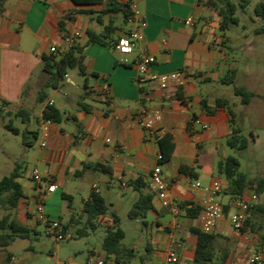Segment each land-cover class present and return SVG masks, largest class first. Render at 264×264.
Wrapping results in <instances>:
<instances>
[{
    "label": "crops",
    "instance_id": "0c3cea01",
    "mask_svg": "<svg viewBox=\"0 0 264 264\" xmlns=\"http://www.w3.org/2000/svg\"><path fill=\"white\" fill-rule=\"evenodd\" d=\"M106 1L77 5L73 0H0V113L9 109L24 114L25 131L34 138L36 135L38 145L34 157L32 150H27L33 142L27 139L24 143L23 151L35 164L32 169L20 172L23 196L15 218L35 231L40 225L33 217L35 204L39 194L45 193L46 214L70 226L73 234L99 233L103 242L117 216L124 240L127 229L114 210L113 183L117 182L122 192L127 188L133 190L129 196L133 205L139 194L129 183L142 176L150 185L152 171L158 167L169 183L170 196L178 204L179 214L176 220L170 208L163 206L154 193L153 207L147 215L130 219L140 244L145 242V249L127 246L122 240L125 247L135 252L128 262L165 264L167 253L172 250L179 259L178 264L193 263L197 234L201 232L200 206L207 193L191 190L190 180L199 181L203 187L211 186L214 181L220 184L218 199L224 205L225 215L213 234L216 261L224 257L222 264H243L254 251L264 253V199L261 197L264 191L256 192L253 185H247L241 192L247 200L256 195L258 201L247 214L245 230L236 233L229 222V215L234 212L230 206L234 187L217 167L228 157L227 139L232 122L227 105H216L223 98L216 91L223 89L220 85H226L221 83V77L236 68L234 58L228 55L232 47L225 31L220 29L217 10L200 0H117L122 11L98 19ZM131 4L135 5L136 19L145 20L147 25L137 49L131 55L122 56L113 45L133 27L124 15L126 6ZM71 12H75L72 17ZM190 16L194 22L187 25L185 20ZM111 19L115 29L106 35L109 44L88 43L87 30L103 33ZM120 19L122 23L118 24ZM77 31L82 36L75 40L73 47L80 48L84 56V72L67 71L56 87H52V94L38 109H33V101L38 100L39 91L47 82L43 58L51 56L58 60L68 51L65 33ZM52 46L58 49L57 54L50 53ZM141 52L156 59L149 75L184 70L189 78L183 86L170 84L160 89L149 80L139 87L134 78L135 62ZM103 76L110 85L109 101L90 91L100 84ZM50 100L61 111L63 120L48 126L47 145L42 148V111ZM141 106L162 112L157 128L163 132L161 136L171 135L175 146L167 162L157 158L160 135L141 129L136 122L135 114ZM191 117L197 118L200 124L189 126ZM119 145L124 146L125 153L117 150ZM85 164H98L99 168H86ZM16 167L20 169V165ZM34 168L40 173V182L33 179ZM51 183L57 186L56 190L46 192ZM101 183L108 185L103 194ZM95 188L99 191L95 192ZM77 189L84 196L76 206L72 194ZM92 194L101 195L108 205L93 225L84 213ZM62 197L69 200L66 209ZM126 198L127 194L122 195L121 201ZM94 252L115 258L103 250L90 249L89 254Z\"/></svg>",
    "mask_w": 264,
    "mask_h": 264
},
{
    "label": "rangeland",
    "instance_id": "374dc122",
    "mask_svg": "<svg viewBox=\"0 0 264 264\" xmlns=\"http://www.w3.org/2000/svg\"><path fill=\"white\" fill-rule=\"evenodd\" d=\"M231 1L237 3V0ZM256 4L257 0H252L244 10L238 9L236 15L239 23L225 31L232 47L228 55L235 60L237 85L252 91L255 96L249 104L245 105L242 104L240 97L235 96L232 85H220L223 89L216 91L220 97L237 100L236 102L230 100L228 108L235 114L234 124L240 127L241 134L247 138L248 145L243 151L228 147L227 152L228 157H235L238 160V172L245 174L249 180L264 178V35L255 33L256 28L263 25V22L254 14ZM120 23H122L121 19L118 21V24ZM44 91L47 98L52 94L53 89L46 87ZM41 103L35 99L31 107L38 109ZM10 111L13 114H10ZM30 118L33 120V117L30 116ZM25 119L24 114L9 109L0 113V180L16 165H20L19 171L23 173L26 168L32 169L35 164L32 157L23 151L26 148L24 143L27 139L33 142L32 148L27 150H32L34 157L38 149L37 140L31 133L25 131L27 127ZM6 124H11L20 130V133L15 134L6 129ZM113 186L114 210L122 217L123 225L127 229L123 242L127 246L137 245L140 250H144L146 244L145 242L140 244L139 236L134 232L132 221L128 217L132 207L129 196L133 190L127 188L125 192H122L117 182L113 183ZM100 187L102 194L108 190L106 183H101ZM126 194V200L121 201V196ZM72 195L74 204L80 205L84 196L83 192L77 189ZM261 197L264 199V192L261 193ZM61 200L66 209L69 200L63 197ZM4 214L5 211L0 207V218ZM90 249L102 251V237L99 233L82 236L74 233L73 238L57 242L54 237L45 234L42 225H37L35 233H32L30 237L16 239L0 253V264H6L4 258L7 254L14 256L13 264H87ZM136 261L139 262V259Z\"/></svg>",
    "mask_w": 264,
    "mask_h": 264
},
{
    "label": "trees",
    "instance_id": "16d2710c",
    "mask_svg": "<svg viewBox=\"0 0 264 264\" xmlns=\"http://www.w3.org/2000/svg\"><path fill=\"white\" fill-rule=\"evenodd\" d=\"M202 3L217 10L220 18V29L227 31L232 25L238 24L239 19L236 15L238 9L244 10L252 0H237L234 3L231 0H200ZM257 4L254 8L255 16L263 22V25L256 28V34L264 35V1L257 0ZM77 5H92L104 3L105 0H73ZM122 11V7L117 0H107L104 8L97 16L100 19L104 15L112 16ZM125 17L128 19L131 15L130 5L126 6L124 11ZM115 27L113 26V20L111 19L103 33H97L91 29L87 30L88 43L109 44L106 40V35H111ZM114 42V49L115 43ZM77 69L80 73L84 72V56L80 48L73 47L60 56L58 60L54 57L43 58V71L47 76V82L44 88L39 91L38 100L43 102L46 98L44 89L46 87H56V83L60 78L65 76L69 70ZM221 83L226 85H232L234 87V94L241 98L242 104H249L251 99L255 96V93L249 91L243 86L237 85L236 70L231 69L227 71L221 77ZM229 100L225 98H219L216 102L217 106L227 105L228 112L231 116L232 130L231 135L227 139V145L230 148L243 151L247 148L248 141L241 134L240 127L235 126L234 119L235 114L228 108ZM42 118L45 120H51L53 123H60L63 120L61 111L55 107L46 105L42 111ZM6 129L17 134L18 130L11 124L5 125ZM35 138L36 135H35ZM159 151L162 155L161 162H167L171 159L174 151V143L171 135L166 134L160 137L157 141ZM238 160L235 157H227L226 160L218 163V171L225 176L226 179L234 187V194L241 193L247 185H253L256 192L264 191V178H258L253 181L247 180V176L238 172ZM85 167H92L98 169V164H85ZM181 171L186 173L185 168H181ZM20 171L18 167H15L12 172L4 176L0 180V207L5 211V214L0 218V253L16 239H25L35 233L34 229L21 224L15 218V210L17 208L20 198L23 196L22 186L19 181ZM134 190L138 192V198L133 203L131 209L128 212V217L131 220L138 218H144L148 211L153 207V197L156 193L150 185L147 184L145 179L140 176L129 183ZM66 198V195H63ZM108 209L103 197L99 194H92L91 200L84 206V213L87 216V221L91 225L94 224V220L101 214H104ZM198 241L195 250V257L192 264H222L224 257L219 261H216L214 252V240L213 234H205L199 232L197 234ZM124 238V232L120 228V220L117 216L114 218V225L107 229L106 235L102 242V250L107 254L114 255L117 261H129L135 256L133 248H127L122 244ZM12 255L7 254L4 258V263L9 264L12 261Z\"/></svg>",
    "mask_w": 264,
    "mask_h": 264
},
{
    "label": "built area",
    "instance_id": "2783aa9c",
    "mask_svg": "<svg viewBox=\"0 0 264 264\" xmlns=\"http://www.w3.org/2000/svg\"><path fill=\"white\" fill-rule=\"evenodd\" d=\"M131 15L129 21L133 24L132 29L125 35L120 37L115 43V50L122 56L131 55L135 49H137L139 43L143 40V30L147 25L145 20H137L135 5H130ZM75 12L70 13V17L74 16ZM194 22V17L190 16L185 20V24L192 25ZM82 34L80 32L65 33V44L66 49L70 50L75 45V40L80 38ZM51 54H57L58 49L55 46L50 47ZM155 57L153 55L141 52L135 62L136 75L134 82L139 87H142L144 83L151 80L154 81L160 89H166L170 84L176 86H183L189 76L184 70L175 71L166 74H148L151 66L155 64ZM93 94L99 96L104 101H109L111 99L110 85L106 77L101 78L100 84L91 88L90 90ZM52 106L53 102L50 100L47 103ZM135 119L138 126L141 129L147 130L152 134L158 133L162 137L161 131L157 128L159 122L162 119V112L159 109H148L146 107H139L135 114ZM52 123L51 120H45L42 118V132L40 147L44 148L47 145V139L49 137L48 126ZM194 124H200V121L191 117L189 120V126ZM206 128V125H202ZM159 137V138H160ZM158 138V139H159ZM107 142L109 140L107 139ZM117 150L121 153H125L126 150L124 146L119 145ZM158 160L162 159L161 153L157 156ZM33 179L35 182L41 181V176L37 168L33 169L32 172ZM124 185V184H123ZM151 188L156 192L160 198L163 206L170 208L173 213L174 218L177 220L179 214V206L175 201L171 199L170 196V186L167 180L162 176L161 170L155 167L151 174L150 180ZM57 186L53 183L49 184L46 188V192H54ZM189 188L191 190H200L207 195L201 202L200 210V228L201 232L205 234H214L217 223L224 218L225 211L224 205L219 201L218 194L221 191L220 184L218 181H214L211 186L203 187L202 184L197 180L189 181ZM98 192V188L94 189ZM44 199L45 193L39 194L35 209L33 213L34 220L37 224L44 227L45 234L54 237L57 242L68 240L73 238L74 234L72 229L67 224L50 218L44 209ZM258 198L256 195H252L249 200H247L243 193L235 194L230 200V206L234 208V212L229 215V222L236 233H241L245 230L246 219L249 210H251L257 203ZM174 226V225H173ZM15 258L12 257V261ZM179 259L174 251H169L165 257V264H178ZM61 264V263H57ZM72 264V263H69ZM87 264H131L128 261H117L115 258L108 257L107 255H99L97 253H91L88 258ZM243 264H264V253L262 250H256L251 253Z\"/></svg>",
    "mask_w": 264,
    "mask_h": 264
}]
</instances>
